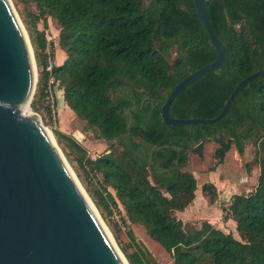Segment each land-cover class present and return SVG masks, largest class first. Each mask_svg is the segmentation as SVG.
Returning a JSON list of instances; mask_svg holds the SVG:
<instances>
[{"label":"trees","instance_id":"trees-1","mask_svg":"<svg viewBox=\"0 0 264 264\" xmlns=\"http://www.w3.org/2000/svg\"><path fill=\"white\" fill-rule=\"evenodd\" d=\"M17 1L34 3L38 19L58 23L59 45L66 55L61 65L47 71L49 43L44 32L37 33L34 46L42 71L31 108L51 116L46 97L53 77L67 106L98 139L109 144L119 138L97 160L85 155L79 160L103 176V186L92 195L96 206L111 214V207L120 205L174 264H264V77L249 84L230 113L213 126L171 129L147 102L141 111L131 112L129 127L130 108H140L147 98L163 105L181 80L217 58L193 0ZM222 1L232 13L218 2L208 3V10L227 47L226 61L177 96L170 108L174 119L216 117L243 79L264 70V0ZM56 137L85 153L68 135L58 131ZM209 141L219 145L217 166L234 145L242 153L245 143L257 144L254 164L260 174L255 189L235 195L224 210V219L237 224V237L208 222L189 228L176 217L194 202L198 190L195 176L183 171L189 155L200 154ZM202 191L210 202L217 198L212 184H204ZM128 236L135 243L134 234ZM123 253L129 264H151L138 245Z\"/></svg>","mask_w":264,"mask_h":264},{"label":"water","instance_id":"water-1","mask_svg":"<svg viewBox=\"0 0 264 264\" xmlns=\"http://www.w3.org/2000/svg\"><path fill=\"white\" fill-rule=\"evenodd\" d=\"M193 2L217 58L181 80L163 105L147 98L140 108L128 110L130 116L151 102L163 124L171 129L213 126L230 113L249 84L264 77V70H258L243 79L214 118L170 116L177 96L221 69L227 58V47L214 30L208 3H221L228 14L232 12L222 0ZM35 89L36 65L28 36L12 0H0V264H129L41 124L40 116L25 114Z\"/></svg>","mask_w":264,"mask_h":264},{"label":"rangeland","instance_id":"rangeland-1","mask_svg":"<svg viewBox=\"0 0 264 264\" xmlns=\"http://www.w3.org/2000/svg\"><path fill=\"white\" fill-rule=\"evenodd\" d=\"M144 2L147 4L149 0H144ZM12 4L28 36L36 65V89L31 100L32 104L37 94V84L42 71V67L38 66L34 41H36L38 32L45 33L49 43L48 49L46 50L50 57L48 63L55 65L65 54L60 49L59 45L60 27L58 23L51 18L38 19L37 14L39 10L34 3L23 4L20 1L12 0ZM33 26L36 27V30H34ZM175 58L176 53L172 52L170 61H174ZM56 102L57 111L62 110L64 108V103L60 94H57ZM59 111L57 112L58 117H54L52 113L51 116H48L43 110L35 112L30 105L25 114H37L40 116L41 124L51 135L77 182L90 199L91 203L95 206L100 219L122 255L126 258L123 249L128 253H132L135 250V245H138L148 254L151 264H174L171 256L147 234L143 226L133 224L129 221L126 212L120 205L112 206L111 214H108L96 206L92 199V195L103 186V176L101 173L93 170L92 166L85 161L83 163L84 166H81L79 160L83 155H85L88 160H97L103 154L109 153V144L105 140L98 139L94 131L89 130L86 127V123L82 122L79 118L77 119V117L74 116L73 118L66 119L65 114H63L64 111L60 117ZM63 122H65V125ZM66 125L67 127H65ZM58 131L68 135L72 140L76 141L82 146L85 153L81 155L74 150L73 147L71 148L66 146V144L60 143L56 137V132ZM245 144L242 153H239L234 145L232 150L227 154L224 164L217 166L215 152L219 145L216 141H209L199 150L201 155L199 153H190L189 164L183 171H187L195 176L199 188H202L206 183H218V181H215L216 176H221L222 180L224 182L226 181L224 183L226 192L222 193L224 190L222 188L221 194H223V196L226 195L225 198L227 199L235 193L242 194L250 192L257 184L260 170L258 166L254 164L257 150L256 142ZM214 173L219 175H215ZM108 191L113 195L116 194L112 188H108ZM197 196V200L193 202L189 212L185 215L176 213V217L179 219L181 218L189 228H200L202 224L208 220L214 223L215 226L221 227L224 215L223 209H225L228 204L225 205L224 203H220L224 200L221 196H219L215 204H209V197L201 194V191H199ZM225 229L228 233H232L236 237L238 236L232 223L225 225ZM130 232L135 236V243H132L129 239L128 234Z\"/></svg>","mask_w":264,"mask_h":264},{"label":"crops","instance_id":"crops-1","mask_svg":"<svg viewBox=\"0 0 264 264\" xmlns=\"http://www.w3.org/2000/svg\"><path fill=\"white\" fill-rule=\"evenodd\" d=\"M65 58H66V56H65V54H64V56H62V58H60L59 60V62H57L55 65L56 66H58V65H61L64 61H65ZM63 99V98H62ZM63 103H64V105H63V109L62 110H58L59 112H60V117H61V115H62V113H63V111H64V113L63 114H65V117H66V119L67 118H73L74 116L75 117H77L76 116V114L67 106V104L65 103V101L63 100ZM77 119H78V117H77ZM64 123V125H65V122H63ZM65 127H67V125L65 126ZM250 144V143H249ZM244 145H246V144H244ZM244 151V150H243ZM224 164V163H223ZM215 174V173H214ZM215 175H219V174H215ZM258 180V179H257ZM215 181H218V183H216V182H213V186L216 188V192H217V198L215 199V201L214 202H210L209 204H215V202H217V200H218V198H219V196H221V198L222 199H224V200H222L220 203L222 204V203H224L225 205L226 204H228V205H226V207L228 208V206L230 205V201H231V199L235 196V195H238L239 193H235V194H233L232 196H229L228 198L229 199H227V198H225V196L226 195H224L223 196V194H221V189L223 188H225L226 186H225V182L222 180V178H221V176H216V180ZM254 189H255V187L253 188V189H251V191L250 192H247V193H242V194H250V193H252L253 191H254ZM199 191H201V194H203L204 195V193H203V191H202V188H199V185H198V190H197V192H196V198H195V200H194V202L197 200V195L199 194ZM224 192H226L225 191V189L223 190V192L222 193H224ZM209 201H210V199H209ZM193 204V203H192ZM192 204L185 210V211H183V212H178V213H181V214H186V213H188L189 212V209L191 208V206H192ZM226 207H225V209H226ZM225 209H223V214H224V210ZM179 219V218H178ZM181 219V218H180ZM184 222V221H183ZM205 222H208V223H210L211 225H213L214 227H217V226H215V224L214 223H212V222H210L209 220L208 221H205ZM228 223H232V225H233V227H234V230L236 231V227H237V224L233 221V220H231V219H228V220H225L224 219V215H223V223L221 224V227H217V229H220V230H222L223 232H225V233H228L227 232V230L225 229V225H227Z\"/></svg>","mask_w":264,"mask_h":264},{"label":"built area","instance_id":"built-area-1","mask_svg":"<svg viewBox=\"0 0 264 264\" xmlns=\"http://www.w3.org/2000/svg\"><path fill=\"white\" fill-rule=\"evenodd\" d=\"M54 65L49 64L47 66V71H52ZM57 94L62 95L63 91L60 88V84L58 81H56L53 77L50 78L49 81V85H48V89H47V97L46 100L48 102V104L51 107L52 110V115H54V117H58V111H57Z\"/></svg>","mask_w":264,"mask_h":264},{"label":"flooded vegetation","instance_id":"flooded-vegetation-1","mask_svg":"<svg viewBox=\"0 0 264 264\" xmlns=\"http://www.w3.org/2000/svg\"><path fill=\"white\" fill-rule=\"evenodd\" d=\"M129 115H130V114H129ZM130 117H131V116H130ZM132 120H133V119H132V117H131V118H130V122H132Z\"/></svg>","mask_w":264,"mask_h":264},{"label":"bare ground","instance_id":"bare-ground-1","mask_svg":"<svg viewBox=\"0 0 264 264\" xmlns=\"http://www.w3.org/2000/svg\"><path fill=\"white\" fill-rule=\"evenodd\" d=\"M26 112V111H25Z\"/></svg>","mask_w":264,"mask_h":264}]
</instances>
